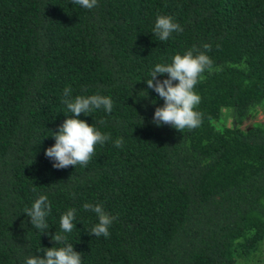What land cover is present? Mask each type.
Masks as SVG:
<instances>
[{"label": "trees", "instance_id": "obj_1", "mask_svg": "<svg viewBox=\"0 0 264 264\" xmlns=\"http://www.w3.org/2000/svg\"><path fill=\"white\" fill-rule=\"evenodd\" d=\"M158 14L183 31L159 41ZM204 44L213 70L194 89L201 125L156 126L164 101L144 81L157 63ZM66 87L73 97H111L110 114L78 117L111 138L86 167L58 170L44 152L70 115ZM259 113L264 0H98L91 10L72 0H0V264L42 256L70 208L76 229L62 234L82 264H236L256 252L263 261ZM40 195L51 205L49 234L23 213ZM85 203L117 218L110 237L89 235L98 219Z\"/></svg>", "mask_w": 264, "mask_h": 264}, {"label": "clouds", "instance_id": "obj_2", "mask_svg": "<svg viewBox=\"0 0 264 264\" xmlns=\"http://www.w3.org/2000/svg\"><path fill=\"white\" fill-rule=\"evenodd\" d=\"M72 2L89 10L98 5V0H72ZM153 25L152 33L162 42L167 41L173 32L183 31L182 26L175 22L172 16L158 14ZM210 47L209 44H204L202 51L194 45L183 55L175 54L170 63H157L151 70L150 78L144 82L164 101L162 106L155 108L152 122L156 126L168 125L182 133L185 129L193 130L201 125L202 113L196 110L201 97L194 89L204 78V74L213 70V61L206 54ZM165 74H167L165 79H157L158 75ZM62 103L70 115H65L67 118L58 127V131L52 132L51 137L55 143L45 150L44 155L52 161L54 169L77 165L86 167L95 155V146L103 145L110 140L111 134L102 133L95 125H90L78 117L81 114L88 116L98 109L110 114L113 110V100L109 96L100 94L73 97L72 89L66 87L63 91ZM262 118H264L263 114ZM99 123L103 124L104 121L101 120ZM113 143L119 149L124 142L122 138H117ZM83 209L95 213L98 219L88 231L89 235L110 237L109 228L117 218L107 213L101 203H85ZM50 212L48 197L40 195L23 213L30 218L32 226L41 230V234H49L46 218ZM75 216V208H70L61 214L59 219L61 231H56L55 235L49 234L54 246L42 248L40 250L42 256L26 257L25 264H82L81 253L75 251L73 244L68 242L67 236L62 234L71 233L76 229Z\"/></svg>", "mask_w": 264, "mask_h": 264}, {"label": "rangeland", "instance_id": "obj_3", "mask_svg": "<svg viewBox=\"0 0 264 264\" xmlns=\"http://www.w3.org/2000/svg\"><path fill=\"white\" fill-rule=\"evenodd\" d=\"M258 119H261V121H264V118H262V114L259 113L257 116ZM250 122H246L245 124H248ZM262 258H264V255L260 254ZM262 259L259 258V254L256 252L255 254H252L249 257H237L236 258V264H252V263H259L262 262L264 263V260L261 261Z\"/></svg>", "mask_w": 264, "mask_h": 264}]
</instances>
